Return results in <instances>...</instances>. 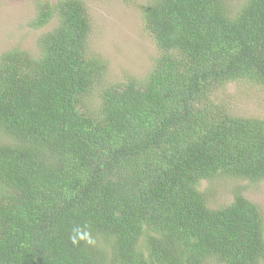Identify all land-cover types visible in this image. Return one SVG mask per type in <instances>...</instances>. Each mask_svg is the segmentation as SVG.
<instances>
[{
	"label": "trees",
	"instance_id": "16d2710c",
	"mask_svg": "<svg viewBox=\"0 0 264 264\" xmlns=\"http://www.w3.org/2000/svg\"><path fill=\"white\" fill-rule=\"evenodd\" d=\"M126 1V0H124ZM157 49L140 79L85 96L106 65L84 0H37V53H0V264H264L257 205L202 181L264 180V118L229 82L264 86V0H145Z\"/></svg>",
	"mask_w": 264,
	"mask_h": 264
},
{
	"label": "rangeland",
	"instance_id": "374dc122",
	"mask_svg": "<svg viewBox=\"0 0 264 264\" xmlns=\"http://www.w3.org/2000/svg\"><path fill=\"white\" fill-rule=\"evenodd\" d=\"M36 1L0 0V53L11 48L31 55L37 53V38L51 30L56 21L52 19L42 27H31L29 21L34 16ZM84 2L91 23L89 51L106 65L103 76L83 100L82 109H87L98 104L99 95L107 86L145 76L157 49L142 23L140 6L145 0ZM241 3L243 0H227L232 11ZM217 95L235 115L264 118V86L239 80L227 83ZM199 188L206 192L207 203L212 208L228 204L233 192L240 189L244 197L257 205L264 225V180L249 183L242 179L215 177L209 182L202 181Z\"/></svg>",
	"mask_w": 264,
	"mask_h": 264
}]
</instances>
